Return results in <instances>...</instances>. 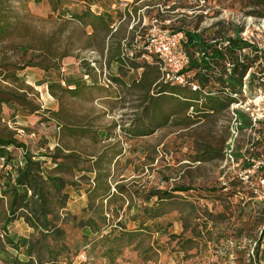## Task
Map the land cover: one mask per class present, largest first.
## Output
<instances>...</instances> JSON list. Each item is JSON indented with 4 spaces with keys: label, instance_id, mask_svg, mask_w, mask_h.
I'll return each mask as SVG.
<instances>
[{
    "label": "rangeland",
    "instance_id": "obj_1",
    "mask_svg": "<svg viewBox=\"0 0 264 264\" xmlns=\"http://www.w3.org/2000/svg\"><path fill=\"white\" fill-rule=\"evenodd\" d=\"M135 1L104 0L103 13L118 22ZM154 1H144L151 9L132 20L131 45L144 33V23L157 17L171 31H197L221 44L239 27L242 38L264 50V0H170L171 9L158 12L163 0ZM97 2L5 3L19 30L18 37L0 46V61L10 65L7 71L23 69L17 73L24 83L0 79V90L22 88L40 110L3 105L0 135L14 137L32 156H40L45 169H72L52 173L64 181L62 194L68 195L60 221L65 238L44 237L17 216L8 233L19 249L5 245L0 264L27 261L29 244L35 242L32 257L43 264H264V90L250 94L244 87V101L211 115L187 109L180 97L156 101L162 98L155 97L162 81L154 60L131 71L124 44L120 55L128 64L117 71L103 55L111 30L72 19L86 11L98 15ZM29 45L34 49L25 50ZM43 61L47 71L28 66ZM159 81L160 89L154 86ZM76 86H81L77 97L68 93ZM236 111L246 114L252 128L238 129L231 161L226 149ZM247 149L263 162L248 180L249 156L241 157ZM10 153L11 165L25 163L23 149ZM7 171L0 166L2 185ZM5 210L0 202L2 241ZM86 221L95 229L80 226Z\"/></svg>",
    "mask_w": 264,
    "mask_h": 264
},
{
    "label": "trees",
    "instance_id": "obj_2",
    "mask_svg": "<svg viewBox=\"0 0 264 264\" xmlns=\"http://www.w3.org/2000/svg\"><path fill=\"white\" fill-rule=\"evenodd\" d=\"M8 1L0 0V46L9 39L18 37L19 24L17 23V17L5 4ZM84 1L97 2L100 0ZM72 19L84 27H98L102 30H110L109 24L103 17H97L89 11L82 15H76ZM90 20H92V23H89ZM168 29L170 28L168 27ZM242 30L239 27L232 30L233 36L226 37L221 41L224 44L219 43L216 39L208 42L197 31H176L183 35L182 45L189 58V66L183 74L188 79V82L197 86L198 89L194 91L191 87L172 86L170 83L162 82L161 90L155 96L162 98L156 101L168 99L167 97L169 96L180 97L185 100L183 102H185L184 106L187 109L197 107L196 112L203 113V115H211L229 109L240 100L244 101L246 98L243 94L244 87L249 89L250 94L256 89L264 90V50L258 49V47L242 38ZM24 49L33 50L34 47L29 45ZM136 54H138L139 59H142L141 53L136 52ZM120 61L122 66L128 64L122 58ZM143 61L147 62L144 59ZM5 62L0 61V67L2 68L0 79L4 82L12 81L23 87L24 81L17 73V71L23 69L7 71L6 68L10 65L5 64ZM153 62L158 68L155 59ZM28 66L39 68L43 71H47L49 68L45 61ZM228 66H230V69ZM129 67L135 68V65L131 64ZM193 72H195L194 76L191 75ZM159 84L160 81L156 82L154 86L159 88ZM80 88L75 90L68 89V93L77 97L79 92L81 93ZM49 89L53 93L54 86H50ZM7 90H0V113L5 104H16L30 113L40 110L33 102L29 101L27 93L22 88L15 87ZM199 105L200 107H198ZM235 114L239 130L252 128L251 120L246 114L240 111H236ZM58 129L61 128L59 127ZM12 148L24 150L25 163L19 162L17 165L9 163L8 160L12 158L10 153ZM254 152L252 149H247L244 155L241 156L243 158L247 157V155L249 156L247 161H245L246 169L250 167L249 160L260 161V156ZM36 156V158L32 156L27 151L26 146L19 143L14 137H3L0 135V166L5 168L6 171L11 168L5 174L6 184H0V190L2 189L0 202H5L6 208L1 218L4 239L2 241L0 236V252L3 254L7 252L5 245L19 249L18 244L12 240L8 233V227L17 216L25 219L34 229H39L44 237L54 236L56 237L55 240H63L65 238V231L60 221L64 222L61 219V212L67 210L68 195L62 194L65 189L64 181L57 175L52 176V173L72 168L66 165H57L51 170L45 169V163L38 159L40 156ZM13 170L16 172L15 176L12 173ZM179 191L184 192V190ZM96 194L93 193V196L96 197ZM104 195L105 199L110 198L108 195ZM100 196L102 195L98 197ZM68 214L69 212L66 213L67 216ZM75 217L76 215H73V218ZM80 226L95 229L93 221L81 222ZM38 243L29 244L27 261L15 258L14 261L6 260V264H43L42 261H37L32 257V253ZM55 261L53 260L52 263H55ZM249 264L253 263L250 262Z\"/></svg>",
    "mask_w": 264,
    "mask_h": 264
},
{
    "label": "built area",
    "instance_id": "obj_3",
    "mask_svg": "<svg viewBox=\"0 0 264 264\" xmlns=\"http://www.w3.org/2000/svg\"><path fill=\"white\" fill-rule=\"evenodd\" d=\"M204 3V2H203ZM124 8H129V3L123 2ZM140 19V18H139ZM168 22H160L157 17L150 20L149 25L144 23L145 31L138 35L134 43L136 52L142 54V59L147 62L155 59L156 65L161 73V81L170 83L172 86L191 87L197 91V86L188 82L183 74L189 66L188 55L183 48V35L168 29ZM135 26V25H134ZM133 24L131 30L134 28ZM133 55H131V58ZM237 121V119H235ZM235 129H232L229 139V147L226 149V156L231 161L234 160L235 139L237 138L238 123ZM34 137V136H33ZM250 167L246 169V179L262 167L263 162L251 159ZM11 170V168H10Z\"/></svg>",
    "mask_w": 264,
    "mask_h": 264
},
{
    "label": "crops",
    "instance_id": "obj_4",
    "mask_svg": "<svg viewBox=\"0 0 264 264\" xmlns=\"http://www.w3.org/2000/svg\"><path fill=\"white\" fill-rule=\"evenodd\" d=\"M133 1L134 0H130V2H133ZM144 1L146 2L147 0H136L133 5L131 4L132 7H130V9L124 11V13H120L118 22H114L112 18L106 17L105 13H103V7H105L104 6V0L98 1L97 2L98 5L95 6L99 12L98 15H96V16L103 17L107 21V23L109 24L110 30H111V34H110L111 38L114 36L116 38V39L114 38L112 40H111V38L106 40L105 48L103 49V55L105 57H107V59H109V62L111 63V66L113 69H114L115 64L118 66L116 69L117 71L119 69V66H122V65H119V61L123 56V54H121L122 52L120 53V46L123 48L124 44H127L126 48H128V49H126V51H127V53H129V56L133 55V57H134V58L129 59L130 60L129 63H130V65L134 64L135 68L128 67V69H130L131 71L143 70L142 67H140V66L142 65V62H144V61H143V59L138 58V54H136L134 44L131 45V42L135 39L136 35H135V32L130 30V27L132 25V20L140 18L141 15L143 16V14H144L143 9L146 7H150L149 6L150 4H145ZM154 2L156 3L158 1L155 0ZM162 2L163 3L161 5L157 4V7H156L157 12L159 10L164 11V10H170L171 9V6H168L170 0H163ZM150 9H151V7L148 10H150ZM148 10L145 12L147 13ZM116 24H118V27L116 26ZM110 42L115 43V45H112V47H110ZM127 58H129V57H127ZM80 87H77V86L71 87L70 90L79 89ZM101 90L104 91V89H101ZM101 97H103V95ZM38 159L40 160L42 158L39 157ZM81 199H83V198L81 197Z\"/></svg>",
    "mask_w": 264,
    "mask_h": 264
}]
</instances>
